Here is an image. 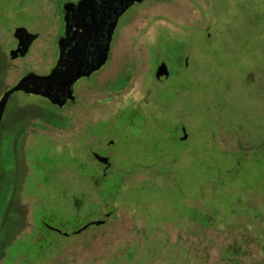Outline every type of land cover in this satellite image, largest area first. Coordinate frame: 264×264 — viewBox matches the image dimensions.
<instances>
[{
    "label": "rangeland",
    "instance_id": "1",
    "mask_svg": "<svg viewBox=\"0 0 264 264\" xmlns=\"http://www.w3.org/2000/svg\"><path fill=\"white\" fill-rule=\"evenodd\" d=\"M66 1L0 0V98L48 73ZM113 44L69 109L11 97L32 128L0 153V264H264V0H148Z\"/></svg>",
    "mask_w": 264,
    "mask_h": 264
},
{
    "label": "flooded vegetation",
    "instance_id": "2",
    "mask_svg": "<svg viewBox=\"0 0 264 264\" xmlns=\"http://www.w3.org/2000/svg\"><path fill=\"white\" fill-rule=\"evenodd\" d=\"M81 1L82 0L66 1L64 6L61 9L60 14H57L59 20L61 19L60 26H59L60 32L58 35V39L56 41V51L54 53L55 58H54V61L49 65L50 68H49L48 73L44 75H41L38 73H28L20 81H18L17 84L9 88L4 93V95L0 98V105H1V102L4 96L9 90L17 86L23 79L31 78L30 84H28V87H27V89L31 90V92H29L28 90H20V91H24L27 94H32V95L39 97L44 103L50 104L54 109H69L70 105L73 104L77 99V87L85 81L93 80L97 76L98 73L103 71L108 66L113 56L114 37L111 42L109 59L107 63L104 66H102L99 70H96L95 72H93L92 74L79 78L70 88L67 87L65 83H59L58 87H56V84H51V85L46 86L44 83H40L37 81V77H48V76L53 75L54 73L67 71L69 68L74 66L75 63L77 62V59L79 58V55L82 54V51H81L82 48L87 49V58L91 63L96 61L99 49L101 46L104 45V42L102 41L104 31L100 29V27H98L97 25L95 27L93 26L94 28H92V31H91L90 43L89 44L84 43V45L80 44L79 39L84 36V33L86 32V30L90 29L91 21H92L90 17L91 15L87 11V9H83V10L80 9L79 3ZM146 1L148 0H143V2H135L134 4H131L130 7L125 12H127L131 7H134L136 5H141L145 3ZM125 12H123L121 17L124 15ZM120 18H119V21H120ZM119 21H118V24H119ZM21 28L25 29L26 33L20 34V38H17L16 32L18 29H21ZM28 33L33 34L32 32H30L29 30H27L26 28L22 26H18L15 28V32H14V38H15L14 46L15 47L13 50L10 51V57L12 59L14 60L25 59L27 55L29 54L32 45L38 40L39 35L33 34L36 36V38L31 39ZM114 36H115V33H114ZM27 43H31V44L29 45V48L25 53H20V54H17L16 57H12V53L15 51H18L21 44L26 45ZM160 65H158L157 67L158 73H159L158 68ZM158 76L161 77V74L159 73ZM160 77L158 78L159 80H160ZM40 87L43 89L45 87L52 89L50 96L48 97V96H44L42 94H37L36 92H34V90H37ZM15 93L10 95L8 99V102L6 104V107L3 113V118L0 124V150L3 148V152H0V153L2 156H5L7 154L8 156L12 157V155L14 154L13 151H16V149H21L23 146V142L28 137L29 130L32 128V127L30 128L31 125L28 123V121L21 122L20 126L18 127L16 124H14L15 122L13 121L11 114L7 112L10 99L11 97H13ZM43 107L44 106L40 105V107L38 108L36 107V108L43 109ZM55 125L59 129H64L63 125L65 126V122H59V123H56ZM43 126L44 125L41 124V125H38L37 127L44 128ZM97 155L108 158V161L106 162L101 161L97 157ZM93 157L98 163L103 165L105 169L110 168L111 161L108 156L94 152Z\"/></svg>",
    "mask_w": 264,
    "mask_h": 264
},
{
    "label": "water",
    "instance_id": "3",
    "mask_svg": "<svg viewBox=\"0 0 264 264\" xmlns=\"http://www.w3.org/2000/svg\"><path fill=\"white\" fill-rule=\"evenodd\" d=\"M135 2H143V0H82L79 3L80 9H87L91 15L90 17L92 21L90 29L86 30L84 36L79 39L80 44L84 45V43H90L91 31L96 25L104 31V35L102 37L104 45L100 47L96 61L91 63L87 58V49L82 48V54L79 55V58L77 59V62L74 66L69 68L67 71L54 73L48 77H37V81L44 83L46 86L56 84V87H58L59 83H65V85L70 88L79 78L88 76L104 66L109 59L111 42L113 40L119 18L123 12H125L130 7V5L134 4ZM22 33H26V30L23 28L18 29L16 32V37L20 38V34ZM28 35L31 37V39L36 38V36L33 34L28 33ZM30 44L31 43H27L26 45L21 44L19 50L12 53V57H16V55L20 53H25L28 50ZM158 71L161 74V82H165L170 78V70L166 63H162L159 66ZM30 81L31 78L23 79L17 86L6 93L0 105V124L10 95L20 90H28L31 92V90L27 89ZM51 91L52 89L46 87L44 89L40 87L37 90H34V92L37 94H42L48 97L50 96ZM97 157L101 161H108V158L101 157L100 155H97Z\"/></svg>",
    "mask_w": 264,
    "mask_h": 264
}]
</instances>
